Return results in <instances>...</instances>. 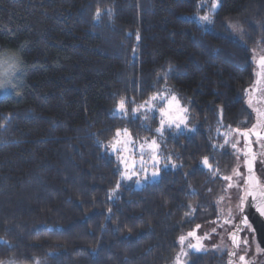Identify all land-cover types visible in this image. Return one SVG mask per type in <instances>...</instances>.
<instances>
[{
    "label": "trees",
    "instance_id": "obj_1",
    "mask_svg": "<svg viewBox=\"0 0 264 264\" xmlns=\"http://www.w3.org/2000/svg\"><path fill=\"white\" fill-rule=\"evenodd\" d=\"M198 1L0 0V56L14 70L0 95V263L169 264L182 230L215 220L220 175L233 163L220 131L257 120L245 98L264 0H219L207 27L188 18ZM164 86L196 130L162 137L176 168L140 188L121 184L105 146L120 128L156 135V116L143 125L130 111ZM121 98L125 117L113 114Z\"/></svg>",
    "mask_w": 264,
    "mask_h": 264
},
{
    "label": "rangeland",
    "instance_id": "obj_2",
    "mask_svg": "<svg viewBox=\"0 0 264 264\" xmlns=\"http://www.w3.org/2000/svg\"><path fill=\"white\" fill-rule=\"evenodd\" d=\"M209 6H210V3H209ZM197 7H198V10L194 14H191L190 16H188V18L196 21L201 26L207 27L208 24L200 22L198 20V17L207 13L208 7H202L201 0L197 2ZM252 53H253V57H255V60L258 61L259 56L264 55V45L254 48L252 50ZM10 59L11 58H8L3 55L0 56V82L5 83L6 85L10 84V83L8 84V82L14 73L13 66L10 63L11 62ZM253 63L255 66V73H256L259 71V68L255 61ZM255 77L257 80L256 75ZM164 87H162L161 89H163ZM167 87L170 88L169 86ZM253 87L264 88V81H261L260 85L254 84L251 88H249L246 98H245L246 103L248 102L250 96L253 98V105L250 108L252 112L254 113V115H256L255 111L253 110L254 108L260 107L261 110H264V92L253 93L251 91ZM7 88L8 87L4 89H0V95L4 93L7 90ZM139 105L135 106L134 108L138 107ZM180 105L187 109V112L183 113V115L186 116V125H187L186 127L184 124H181L179 128H176L175 125H173L172 127L165 126L162 136L155 131L156 135L151 138H134L131 135L126 136L124 134V130H125L124 128L118 129L121 131V136L119 137L121 141L128 139L134 142V143L128 144L127 150H124L121 144L116 143L117 137L115 134V137L113 138V140L108 142V144L105 146L108 153L112 155V157L115 159L117 163V167L119 168V171H120L119 183L132 185L134 188H140L148 182H153V181L158 180L161 170L167 169V168L174 169L177 167V165L173 163L171 158L162 154L161 140L167 130L175 132V133H186V134H191L196 130V123H194L191 120L190 114L188 112L187 104H184L180 100ZM116 106L114 110L116 109ZM159 107H166V105L163 103H160L157 105V109ZM157 109H153L151 112H145L144 109H141L139 112L135 114L132 112V110L130 112H131L132 117L134 118L139 117L143 125H147L149 121V119H147L146 121L144 120L145 115H147L149 118L151 116H156L158 119V125L156 128H158L160 127L161 117ZM114 110H113V113H114ZM115 115L124 116V117L127 116V115L120 114V113H117ZM254 125L255 124L253 123L249 128L253 129ZM220 132L223 136V141H222L221 146L227 148L233 154V161H232L233 163L228 173L220 175L221 185L219 188V192L213 198V201L217 208V217L215 218V220L207 222L204 225H195L191 230H182L181 234L179 233L178 235V243L180 247L175 257L172 259V261L169 264H176L177 257H179L180 261H182L183 264H188L189 262L187 259L188 254L197 252L193 249L188 248V244L189 243L196 244L197 238H199V244L201 246V251H199L200 253L208 252L211 257L214 256V259L216 258L215 259L216 261H213L214 260L213 258L210 259L213 264H221L223 262L225 263V258H226L225 252L228 249L229 234H230V229L232 228L231 225L236 221V218L241 210V207H238V205H240V197L242 196V187H237V185L242 186L243 181L240 178L241 176H237L235 173L238 171L240 174L243 172L245 174V170H244V165H243L242 138H239L238 136H236L234 131L233 130L231 131L230 129H226ZM153 139H155L156 143L159 145V149L157 151V158L159 160V163L156 164L155 166L152 160L151 150L148 148L147 143H145V141H151ZM112 144H116L115 151L111 149ZM141 144H144L143 160L145 161V163L143 165V170H141V164H140V159H141L140 145ZM233 144L236 145L235 148H233ZM253 154L255 155V159H254L255 163H258V161L260 160V157L258 158L255 152ZM118 156H123L129 164H131V162L135 160L136 162L135 171L137 174L132 176L131 179L125 180L121 178V172L125 171V165L122 164L117 159ZM203 160L200 161L199 163L200 166L204 169H210V166L208 164H204ZM165 164H167V167H165ZM173 165H176V167H173ZM157 170H158V175L156 177H152L151 175L152 172L157 171ZM146 176L148 177L147 179H145ZM226 177H230L231 179H225ZM137 180H139L140 183H136ZM229 185H231V187ZM115 192H116V189H113L111 191V197L114 195ZM189 232H194L195 236L194 237L188 236ZM182 235L186 237V240L183 242V244L179 242V237ZM185 253H187V255H185ZM241 254H242V246L239 245L236 251V255L238 256ZM0 264H16V263L7 261V262H3Z\"/></svg>",
    "mask_w": 264,
    "mask_h": 264
},
{
    "label": "snow or ice",
    "instance_id": "obj_3",
    "mask_svg": "<svg viewBox=\"0 0 264 264\" xmlns=\"http://www.w3.org/2000/svg\"><path fill=\"white\" fill-rule=\"evenodd\" d=\"M210 3V6H209ZM218 3L219 0H201V6L202 7H208V12L205 13L202 16L198 17V20L202 23H206V24H211L212 23V14L216 11L217 7H218ZM107 13L109 15H111V9L106 10ZM103 15V11L100 8H97L96 13L94 15V19H99L101 16ZM233 30L235 31H240V29L238 28V26L236 25H230ZM137 39H139V36H137ZM135 49H133V52L135 53ZM254 61L257 63L259 71L255 73V75L257 76V80L254 82L255 85H260L261 81H264V55H260L258 61L255 60V57H253ZM14 66H15V62H14ZM157 79H164L167 80L168 75L174 71V66L169 64L167 66V68L161 70V69H157ZM9 85H6L3 82H0V89H4L6 87H8ZM13 88L15 87L14 85L12 86ZM248 91V90H246ZM251 91L253 93L255 92H264V88H260V87H253L251 89ZM128 99L127 98H121L120 101L118 102L116 109L114 110V115L117 113L120 114H124L127 115V108H126V103H128ZM131 103H135L134 100L130 101ZM163 103L166 105V107H159L157 109V105ZM248 105L251 107L253 105V98L250 96L249 100H248ZM141 109H144L145 112H151L153 109H157L160 113V127L156 128V132L158 134H160L161 136L163 135L165 126L167 127H172L173 125H175L176 128H179L181 124H184L185 127L186 125V116L183 115V113L187 112V109L182 107L180 105V100L178 98V96L172 91V89L168 88L167 86H165L163 89L155 92L154 94H152L146 101H144L142 104H140L138 107L133 108L132 112L135 114L137 112H139ZM256 113V124L253 126V129L250 130L249 132H245L242 133V135H244L245 137L249 136L250 134H255L257 137V140L259 141V139L261 138V133L256 131V128H264V110H261L260 107H256L253 109ZM6 119H10V117H7ZM147 119H149V117L147 115L144 116V120L146 121ZM3 124H0V127H3ZM124 134L130 135L127 133V130H124ZM121 136V131L117 130L116 133V143L121 144L124 150H127V146L128 144L134 143L131 140L125 139L123 141H121L119 139V137ZM145 143H147L148 148L151 150L152 153V160L154 163V166L156 164L159 163V160L157 158V151L159 149V145L156 143V140L153 139L151 141H145ZM250 141H248L246 143V147H248V152H245L246 156L251 155L252 159H255V155L252 154L251 152V148H250ZM236 145L233 144V148H235ZM111 149L113 151L116 150V144H112L111 145ZM143 154H144V144L140 145V155H141V159H140V164H141V170H143V165L145 163V161L143 160ZM117 159L125 165V171L121 172V178L128 180L131 179L132 176L136 175V171H135V160H133L131 162V164H129L127 162V160L123 157V156H118ZM207 157L204 158L203 163L207 164ZM165 167H167V164H165ZM173 167H176V165H173ZM248 171H249V175L248 177L244 180V184L241 185H237V187H243L244 189V194L240 197V205H238V207H242L245 203L248 204V206L250 207H256L257 211L261 213V215H264V208H261L259 206V204L257 203H253L251 201L248 200L249 196L253 197V200L257 199V195L259 197L260 202H264V185H262L259 181V178L255 177L254 175H252V164L251 161L248 162ZM237 176H240L241 174L237 171L235 173ZM152 177H156L158 175V170L157 171H153L152 172ZM148 177L146 176L145 179H147ZM225 179H231L230 177H226ZM136 183H140L139 180L136 181ZM231 187V185H229ZM117 187H119V184L117 185ZM191 207V206H190ZM244 222H246V217L244 218ZM188 236L190 237H194L195 233L194 232H189ZM233 242L236 243V236L233 234ZM186 240L185 236H180L179 237V242L181 244H183V242ZM244 243H247V241H244ZM188 248L193 249L197 252L201 251V246L199 244V238H197V243L196 244H192L189 243L188 244ZM185 255H187V253H185ZM240 259L243 261L245 258L243 256L240 257ZM176 264H183L182 261H180L179 257H177V261Z\"/></svg>",
    "mask_w": 264,
    "mask_h": 264
},
{
    "label": "flooded vegetation",
    "instance_id": "obj_4",
    "mask_svg": "<svg viewBox=\"0 0 264 264\" xmlns=\"http://www.w3.org/2000/svg\"><path fill=\"white\" fill-rule=\"evenodd\" d=\"M254 124H256V120ZM248 129L252 130L251 128ZM256 131L264 132V128L258 127L256 128ZM250 142H251L250 148L252 154L255 152L257 154V157L258 158L260 157V160L258 159L259 160L258 163H255V160L252 159L253 174L255 177L259 178L260 183L264 185V137H261L259 141L257 140V137H252ZM240 176L244 184V180L246 179V174H244L243 172L241 173ZM243 194H244V189L242 187V195ZM241 210L236 218V221L231 225L232 228L230 229V234H229L228 249L225 252L226 253L225 264H226L227 254L231 246L232 232L237 224ZM257 240L258 239L256 238V231L254 230L253 226H251L250 223L246 222L240 232L238 245H237V248L239 245L242 246V254L237 256L236 255L237 248H236L233 264H264V249L260 247V244L258 243ZM244 241H247V243H244ZM241 256L245 258L243 261L240 259Z\"/></svg>",
    "mask_w": 264,
    "mask_h": 264
},
{
    "label": "water",
    "instance_id": "obj_5",
    "mask_svg": "<svg viewBox=\"0 0 264 264\" xmlns=\"http://www.w3.org/2000/svg\"><path fill=\"white\" fill-rule=\"evenodd\" d=\"M235 134L239 135L242 138V154H243V162L245 167V174L246 178L249 175L248 171V162L251 161L252 164V175L253 174V160L252 156H246L245 152H248V147H246V143L251 140L252 137H256L255 134H250L249 136L245 137L242 135V133L249 132V129H234L233 130ZM261 137H264V132H260ZM251 146V143H250ZM248 200L259 204L261 208H264V202H260L259 197L257 195V199L253 200L252 196L248 197ZM246 217V222L250 223L251 226H253L254 230L256 231V238L258 239V243L260 244V247L264 249V215H261L260 212L257 211L256 207H250L247 203H245L242 207L239 219L237 221V224L232 232L231 236V246L227 254L226 264H233L235 251L238 245L239 235L240 232L246 222H244V218ZM233 234L236 236V243L233 242ZM261 236V237H260Z\"/></svg>",
    "mask_w": 264,
    "mask_h": 264
}]
</instances>
